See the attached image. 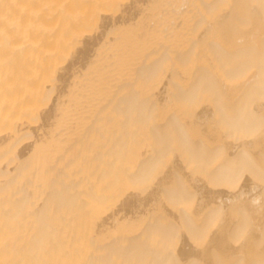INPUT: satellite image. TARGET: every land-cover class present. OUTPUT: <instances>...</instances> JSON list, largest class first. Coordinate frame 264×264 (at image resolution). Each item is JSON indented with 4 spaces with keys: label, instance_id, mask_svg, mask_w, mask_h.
Masks as SVG:
<instances>
[{
    "label": "bare ground",
    "instance_id": "6f19581e",
    "mask_svg": "<svg viewBox=\"0 0 264 264\" xmlns=\"http://www.w3.org/2000/svg\"><path fill=\"white\" fill-rule=\"evenodd\" d=\"M0 264H264V0H0Z\"/></svg>",
    "mask_w": 264,
    "mask_h": 264
}]
</instances>
